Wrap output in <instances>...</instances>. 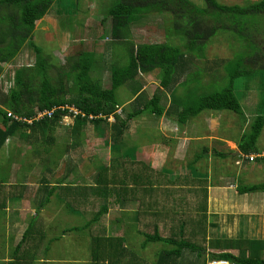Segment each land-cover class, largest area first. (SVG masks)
<instances>
[{"label":"trees","instance_id":"trees-1","mask_svg":"<svg viewBox=\"0 0 264 264\" xmlns=\"http://www.w3.org/2000/svg\"><path fill=\"white\" fill-rule=\"evenodd\" d=\"M80 2L81 0H0V79L5 74L8 83L6 93L0 100V148L13 137L28 140L34 135H41L44 150L51 151L55 143L52 131L65 128L70 130V134L66 132L65 136L73 140L68 142L65 150H76L79 144L76 139L81 137L84 128L90 123L100 136L108 130L112 140L111 152L122 151V163L117 158L111 160L109 166L101 163L100 169L92 176V186L73 187V182L64 186L69 191L78 189V195L88 191L97 193L99 197L97 211L91 213L92 216L82 226L65 225L61 228V235L75 229L80 232L89 229L91 232L109 207H121L119 203L122 200L114 205L117 198L137 200L138 187H141L139 210L135 209L128 218L130 226H127L123 234L130 235V230L135 232L134 235L142 236L141 247L153 242H162L170 247L156 254L152 264H195L199 259V264H206L209 256L226 259L233 264H264L263 239H249L241 236V233L235 238L206 237L207 224L212 222V217L206 215L207 180L210 177L207 172L199 171L191 163L187 167L189 175L181 179L178 178L177 170L167 167L148 169L151 167H146L142 161H136L134 153L130 154L128 147L123 146L120 141L131 119L146 112L155 116L163 114L165 107L160 101L166 97V93L171 98L167 115L180 106L179 111L175 109L178 113L174 117L179 126L195 118L203 110H229L243 115L240 100L244 90L237 89L236 94L234 83L237 81V88L240 86L247 89L249 81L259 77V87L264 90V0L247 1L243 4H224L218 0H203L201 4L191 0H107L101 4V9L103 19L108 18L110 26L103 29L104 32L97 39L107 38L104 45L108 51L104 50L111 59L110 64H106L109 66L108 87L103 85L99 77L100 71L97 70L100 66L97 60L99 53L94 50L76 51L68 55L60 65L32 40L36 22L53 12L54 4H57L60 15L64 14L62 17L74 14L73 18L76 17ZM150 13L167 15L168 27L165 30L175 36L179 43H136L132 40L131 25ZM71 24L73 23L63 29L71 30ZM219 35H225L230 41H234L237 51L232 53L230 59H217V69L206 68L202 73L203 68L196 67L195 59H201L210 40ZM25 45L33 48L34 62L5 71L3 64L11 63ZM254 68L259 71L254 72ZM155 70L159 71L157 78L161 91L156 90L148 99L141 91L143 83L138 77ZM203 75L208 77L205 82L202 80ZM221 75L225 85L212 90L215 82L221 80ZM126 84L134 89L136 96L131 104L136 105L122 118L118 113L122 103L117 98L116 91ZM180 89L182 91L178 93ZM43 110L50 111V115L35 119L36 114ZM8 112L16 118L8 117ZM110 116L114 118L112 121H109ZM64 118H70L71 124L66 123ZM249 127V131L242 134L237 143L238 154L244 162L256 159L257 155L253 152L257 151V139L264 127L263 110L256 114ZM215 154L217 155L216 152ZM250 157H253L252 160ZM50 165L49 171L54 168L53 162ZM68 168L75 170L73 166ZM25 188L23 184H7L5 176L0 175L1 218L4 219L6 215L4 208L7 199L4 196L18 198ZM42 188L46 194L52 193L47 184ZM236 191L239 194L261 191L264 195V184H237ZM100 193L104 195L102 203ZM39 196V203L47 202V199L42 200V193ZM81 199H76L74 203L67 202L66 211L76 212L75 206L78 202V208L80 207ZM83 200L85 199H82V203ZM87 200L84 206L88 204ZM32 225L33 223H29L19 243L8 249L13 259L5 263L3 255H0V264H32L31 252L23 247L28 242L33 243L36 238L45 236L42 230L32 229ZM87 230L85 235L88 234ZM89 237L91 244L88 243V248L91 260H94L92 264H117L118 254L113 253L116 249L111 244L125 241V236H105L104 233L93 235L91 232ZM4 242L2 234L0 250L5 249ZM97 243H102V247ZM215 249L219 251H209ZM22 255L29 259L22 260L21 263ZM190 255L194 256L193 260H190ZM134 259L137 258H130L135 262ZM129 261L124 264H129ZM136 264L140 263L137 261Z\"/></svg>","mask_w":264,"mask_h":264},{"label":"rangeland","instance_id":"rangeland-1","mask_svg":"<svg viewBox=\"0 0 264 264\" xmlns=\"http://www.w3.org/2000/svg\"><path fill=\"white\" fill-rule=\"evenodd\" d=\"M192 2L197 3H203V0H191ZM221 3L224 4H243L247 1H254V0H218ZM107 0H81L78 11L76 13V17L72 16L74 14H71V16L62 17L64 16L63 13H59V9L57 4H54L52 9L53 12L48 13L45 17H43L41 20L36 22V27L34 29V34L32 37V40L35 44L40 46L44 49V53H48L54 57L55 61L60 63L62 65L65 62V59L68 55L74 54L76 51L81 50H94L96 53H99L97 55L98 60V68L97 70L100 71L99 77L103 82V85L105 87H108L110 84L109 79V73L108 69L109 66L106 64H110L111 59L110 55H107V47L104 45V42L107 40L105 37L104 39H97L99 35H101L104 30L108 29L110 26V20L108 18H104V15L102 14L101 4L103 5L106 3ZM61 12V11H60ZM65 18V19H63ZM72 18V19H71ZM63 19V20H62ZM77 20V23L75 22ZM63 21V22H62ZM73 23L71 30L69 28L63 29L65 26L68 27L69 23ZM167 15H161V14H147L141 21L138 23H135L131 25V35L132 40L136 43H144V42H166L169 44H176L179 43L178 39H176L175 36H172L166 32V27H168L167 24ZM61 23V25H60ZM82 23V24H81ZM67 29V30H66ZM66 30V31H65ZM105 34V33H104ZM108 37V36H107ZM236 43L234 41H230L225 35H219L215 38L211 39L209 44L205 48V55L201 59H195L196 67L203 68L202 73L205 72L206 68H214L217 69V64L215 62L217 59H230L232 57V53L236 49ZM106 49V50H104ZM108 51V50H107ZM237 51V50H236ZM235 51V52H236ZM234 52V53H235ZM34 62V51L33 48L30 46L25 45L22 51L19 53V55L11 62L3 64L5 71H12L14 68L19 67L23 64H31ZM259 71L258 68H254V72ZM253 72V73H254ZM159 74L158 70H155L154 72L150 74H145L141 77H138L139 81H142L143 85L146 86L144 89V93L146 94L147 98H150L156 90H160L159 86V79L157 78ZM221 80H217L215 82V87L213 89H219L220 87L225 85V80L223 75L220 76ZM202 80L205 82L208 80V77L204 76L202 77ZM250 83L246 85L247 89H244L243 87L240 88V86L237 88V81L234 83V92L237 94L238 91L244 90L242 98H241V106H242V114L239 115L229 110H220V111H213V110H203L200 112L195 118L188 121L184 126H180L181 129H184L185 126H188L189 132L185 131V137L191 135L193 137L192 139V146L194 148L193 155L197 152L196 149H202L203 147L212 149L214 147L216 150L219 151L222 154H225L223 157L222 155L214 156L211 155L210 159L208 160L207 157H203V161L200 163V166H198L200 171L205 173L208 172L210 176V181H218L221 182L219 184L223 185L225 182H236L237 183V175H239L242 179H240L239 184L243 185H249V184H264V127L262 129L261 134L259 135L256 143L257 151L253 152L256 156V159L254 162H245L243 167H248V171H241L237 174V165H235V162L239 160V155L236 153H232V149L236 148L237 143L241 140V136L244 133H247L249 131V123L254 119L256 114L261 113V110L264 111V90H262L260 86V78L255 77L249 81ZM242 83V82H241ZM6 88H8V83L5 80V74L0 79V100L2 99L3 95L6 93ZM182 91V89H180ZM161 91V90H160ZM180 91V92H181ZM178 92V93H180ZM117 98L119 99L121 104V107L118 109V112H120V115L122 118L125 117L126 113L129 111H132L133 106L135 107L136 104L133 105L131 102L135 98L134 89L129 87V84L122 85L118 91H116ZM166 97L162 98V102L164 104L169 103L170 95H165ZM169 97V99H168ZM127 101V102H126ZM126 102V103H125ZM1 106V101H0ZM174 106V105H173ZM176 106V105H175ZM176 113H174L173 118L176 116ZM68 121V123L71 124V120L69 118H64ZM147 119V121H145ZM129 122H131L130 127L131 130H128L126 132H123V146L128 147L127 151L130 152V154L135 155L136 151H138L137 157L140 158L142 162H144L146 167H151L148 169H159V167L164 166L167 168L172 169L173 171L179 172L180 166L184 165L189 155V157L192 156V153L187 150L181 152L182 145L176 146V140L175 142H165L162 138L159 145L156 144H150L148 143V140H151L150 137L153 135V132L157 128V124L153 122L152 118L150 117L149 113H144L138 118H133ZM144 124V128L143 127ZM103 124V123H102ZM175 124V125H174ZM66 126V124H64ZM165 127L168 126V128L171 130H174L176 126L175 121H168L164 123ZM103 126V125H102ZM90 128L92 129V126L90 125ZM137 130V132H136ZM64 129L57 128L55 131H52V135L55 139V143L53 144V147L51 149L52 152H55V160L60 157L61 154L65 153L66 157L70 156L69 152H66V145L68 144V140L64 139L65 134L63 133ZM165 139L171 138L175 139L174 136H171L169 132H167V128L165 129ZM199 135V136H198ZM35 136V137H34ZM31 137L30 141L23 140L18 147V149L15 152L9 153V156L5 154L4 150H0V175H7V168H8V161L14 156L16 160L12 163V173L10 175L9 182L11 186L13 185H26V182H30L31 191H35L34 188L37 186L40 187V177L42 174L40 171H44L46 165L47 167H50L51 159L48 158L47 162L43 161L42 164H37L39 161L38 159L41 158L42 150V144H41V135H34ZM88 137H95L97 138L95 142V146H90V141L95 140V138H92L88 142V146H86L88 151L86 150L87 154L83 155L81 159H83V164H85L82 168H85L84 172H81L80 174H76L75 178L81 182L83 186H86L88 181L92 180L88 179V170H95L100 169L101 167V161L95 160L96 156L100 159H102L103 165H108V158L114 157L116 154H121L120 152L112 153L108 150V146L110 143H112V140L109 138V132L106 130L104 132L103 136H100L97 131L94 129V135L93 132L87 133ZM37 137V138H36ZM106 137V138H105ZM17 138V137H16ZM104 138V139H103ZM225 140V141H224ZM226 140H230L228 144L226 143ZM16 141L15 137L10 138L6 141L5 145H11V143H15ZM141 142H145V147L142 146ZM159 142V139L157 137V144ZM185 142V140H184ZM185 144V143H184ZM191 144V142H190ZM28 145H30L28 147ZM111 145V144H110ZM228 145V147H227ZM231 145V146H230ZM154 146V147H151ZM191 146V145H190ZM89 147V148H88ZM91 147V148H90ZM179 149V150H178ZM230 149V150H229ZM134 151V152H133ZM74 152V151H73ZM19 153L18 155H16ZM190 153V154H189ZM13 154V155H12ZM93 154L91 157H88V161H92L90 165H88L87 160L85 159L86 155ZM77 154L73 153L70 156V159L77 160ZM203 156V154H202ZM234 156V157H233ZM47 157V156H46ZM221 157V158H220ZM29 158V159H28ZM25 162V165L29 164V161L35 163V166L32 168L28 167L26 168L24 165L22 167H25V170H27V173H25V170L18 165L19 162L23 161ZM71 160H67V162H71ZM72 160V161H73ZM119 161V160H118ZM64 162V159L61 161ZM199 164H196V166ZM153 167V168H152ZM40 170V171H38ZM58 170V169H57ZM91 173V172H90ZM248 173V175H245ZM220 174V175H219ZM244 175V177L242 176ZM48 175V174H47ZM46 175V176H47ZM27 177H29V181H27ZM56 180V179H55ZM16 182V183H15ZM13 183V184H12ZM25 183V184H24ZM91 185V184H90ZM216 186L217 183L215 184ZM92 186V185H91ZM43 187V186H42ZM234 187V185H233ZM222 192L218 195H215L213 199H211L209 203V213L212 214V222L207 224L206 229V237H220L221 235H224V237H230L235 238L237 235L243 237H247L249 239H263L264 240V195L263 192L258 191L262 194H258V198L251 197L252 199H255L257 208L253 211H246L250 214L254 215V219L256 220L255 224H252L254 231L250 232L249 234L246 232L247 229L244 227L241 228L238 231L237 226V212H241L242 209L241 204L238 203L237 207L234 208L232 204L235 202L229 195V190L226 188H219ZM31 191L28 190L26 187L24 194H28ZM84 194L87 195L86 192ZM105 194V193H104ZM34 193L31 195L33 196ZM101 195V193H100ZM263 195V197H261ZM101 203L104 199V195H101ZM89 198H86L87 200ZM83 200V204L85 202ZM37 200L29 202L27 204L31 203L30 205H18L15 204L14 206L11 204L10 207L7 208L13 209L11 207H14L15 210H18V219L17 217L12 220L15 222H11V218H9L7 215L4 216V219L0 217V235L3 234V237L5 239L4 244L8 245V240L12 236V246H15L17 244V241L20 240L21 235L23 233V230L27 227L28 218L30 217V214H34L35 208H32L34 206H37ZM120 201V198H117L114 202V205H117ZM10 202L14 203L15 201L11 200ZM110 203L112 201H109ZM248 202V199L245 201V205ZM126 203V202H125ZM119 204L122 203L120 202ZM234 205V204H233ZM66 208V204L63 205ZM248 206V205H246ZM8 209V210H9ZM30 209H33L30 211ZM125 211H129L132 208L127 207L124 208ZM46 214L52 219L59 220V223L57 225L63 224L61 226L64 227L65 225L68 227H77L82 226L86 220L88 219V215L83 214L81 211L77 210L76 212H68L69 210H65L64 213H58L56 216L52 215L50 212L55 211L52 207L45 209ZM115 211V212H114ZM122 211V212H120ZM245 211V210H244ZM36 213V210H35ZM128 214V213H124ZM54 216V217H53ZM90 215L89 217H91ZM123 217V210H111L109 215L106 217L108 220H113L116 217ZM24 218L26 220H24ZM123 219V218H122ZM121 219V220H122ZM239 220V219H238ZM25 222V223H24ZM47 224V222L45 223ZM119 227V226H118ZM117 227V228H118ZM60 228V230H61ZM51 229H54V226L52 225ZM237 229V232H236ZM87 229H85L86 231ZM84 232L77 231L75 229L74 231H67L65 234H62L60 236V239L55 240L53 238H50L49 246L50 249H47V255H48V261L49 264H89V263H80L81 261H86L87 254H89L90 249L88 248V243H90L89 235L91 234L90 231L87 235H85ZM94 231L95 230H91ZM131 234L126 235V240L123 241L126 244L129 245L130 253H133V257L137 258L129 261V264H136L138 261L140 264H152L153 261H155L156 254H158L160 251H162L164 248H170L168 245L162 242H153L151 244H148V247H145L144 249L141 248L140 242H143V237L134 235L135 232H131L128 230ZM149 232H151L149 230ZM50 233V232H48ZM118 236L122 235L121 231L114 233ZM88 236V237H87ZM83 239V240H82ZM39 240V239H38ZM87 240V241H86ZM86 242V245L84 243ZM91 244V243H90ZM79 245L80 247H77ZM81 246H85L81 247ZM8 247V246H7ZM141 250H140V249ZM24 250H27L29 252H32L34 255L39 253L38 247L35 248L33 246V243L28 242L23 247ZM84 249V250H83ZM139 249V250H138ZM3 250V251H2ZM0 250V255H4L3 261H7L9 259L8 254V248L5 247ZM210 252H218L219 250H209ZM2 252H4L2 254ZM37 252V253H36ZM237 251H234L236 253ZM209 253L206 255L208 256ZM44 256V254H42ZM23 256V255H22ZM127 259V258H125ZM194 256L190 255V260H193ZM212 259L211 256H209V259L207 260L208 264ZM217 259V258H216ZM219 259V258H218ZM203 260V259H202ZM0 261H2V256H0ZM88 261V260H87ZM38 263H41L40 260L37 261ZM230 262V261H229ZM35 263V264H38ZM195 264L201 263V259L194 262ZM29 264V263H28ZM33 264V261H32ZM47 264V263H46ZM124 264V263H120Z\"/></svg>","mask_w":264,"mask_h":264},{"label":"crops","instance_id":"crops-1","mask_svg":"<svg viewBox=\"0 0 264 264\" xmlns=\"http://www.w3.org/2000/svg\"><path fill=\"white\" fill-rule=\"evenodd\" d=\"M145 87L146 86H144L142 84V87H141V91L142 92L144 91ZM180 91L181 90H179V92ZM168 99H169V97H168ZM169 100L170 101L167 104H164L162 101H160V104L165 107L164 108V112H163V114L161 116H155V115L149 114L150 117L152 118L153 122H155L157 124V128L153 132V135L150 137L151 140H148V143L159 145L160 144V141L162 140V138H163V140L165 142H168L169 144H170L171 141L172 142H175V140H176V146L177 145H180V144L182 145V147L179 148V149H181V152L187 150L188 152L190 151V153H192V156L191 157H189V155L186 156V157H188L187 162L184 165L180 166V168H179V174H178L179 176H178V178H181L182 179L186 175H189V170L187 169V167H188L189 164L192 163L195 166H196V164H199V165L196 166L197 169L199 170L200 168L198 166H200V163L203 161V159H204L203 157H207V159L209 160L211 155H213V157H214V156H218L219 154H222V153L219 152V151H215L216 149L214 147H212L213 150L203 147L202 149H199V148L196 149L197 152L193 155V153H194V148L192 146V139H193V137H191V135L188 136V133H187V137H185V135H184L185 134V131L189 132L188 126L187 127L185 126L184 129H181L180 126L176 124L177 127H175L174 130H171V128L169 129L168 126L165 127V125H164V123H166L168 121H174L173 116H174V113L177 112V110H175V109H178V111L180 110V106L178 105L176 108L172 109V114L167 115V111L166 110L168 109V106L171 103V98ZM118 113H120V112H118ZM113 119L114 118L112 116L109 117V121H112ZM191 119H193V118H191ZM191 119L187 120V122L190 121ZM69 120H71V119L69 118ZM145 121H147V119H145ZM66 123H68V121H66ZM130 124H131V122H128V127L125 129L124 132H126L128 130H131ZM144 124L145 123H143V127L142 128H144ZM90 125L92 126V129L90 128ZM181 126H184V125H181ZM166 128H167V132H169V134L171 136H174L175 139H171L169 137H168V139H165V137H166V135H165V132H166L165 129ZM91 131L93 132V135H94V127H93L92 124L88 123L87 126L84 128L81 137H79L78 139H76L79 142L78 147L75 148L76 150H71V149L68 150V152L70 153V156L73 153H76L77 154V156H76L77 157V160H73L72 159L73 160L72 161L70 159V156H67L66 157V154L65 153L61 154L60 157L55 160L56 156L55 155H52V152L51 151H48V150L45 151L44 148H43V146H42L41 153H39L41 155V158L38 159L39 161L37 162V164H40L41 165L43 161L47 162V159H48L47 157H50V159L52 158V161L51 162H53L54 168L51 171H49L48 170L49 167H47V165H46L44 171L38 170V171H40V173L45 174V175H42L40 177V182H39L41 184L40 187L37 186L36 188H34L35 191H31V188L32 187L29 185L30 182H26V185H28L26 187L28 188L29 191H31L30 193L24 194V191L26 189L25 188L22 191V195H20L18 198L12 197V196H9V195L8 196H4V198L7 199V204H6V207L4 208V212L6 213V215L9 218H11V220H10L11 222H15L14 220H12V218L15 219L16 217H17V221H19V219H18V213H20V212H17L18 210H15L14 207H11V208H13L12 210L9 209V208H7V205H8V207H10L11 204L13 206L15 204H18V205H22L23 204V205H30L31 206V203L30 204H27L29 202V200L31 202L37 200L36 201L37 202V206L32 207V208H35L36 213H35V210L30 209V211L31 210L34 211V214H30L29 215L30 217L28 218L27 223H28V225H29V223H33L32 229H34V230L35 229L42 230L45 233V236L44 237H41V239H39V240L36 238L33 241V246L35 248L38 247V251L37 252L39 253V255L38 254H35L34 255L33 254L34 253L33 251H32L33 253L32 252L30 253L32 255V257H33V264L38 263L37 261H39V260H40L41 263H38V264H46V263H48L47 262L48 261V255H47L48 252H47V249H50V246H49V244H50L49 243L50 238H53L55 240H58V239H60V236H61V230H60V228H61V226L63 224L57 225L59 223V220L52 219V217L48 216L46 214L45 209L52 207L55 211L50 212V213L52 215L55 214L54 216H56L58 213H64V211L66 210L65 207L63 206L64 204H67V202H72V201L74 203L76 201V199H78V198H82V199L89 198L87 200L88 201L87 202L88 204H86L85 206L82 203V199L80 200V207L78 208V202H77V204L75 206L77 210L81 211L83 214L88 215V218L91 215V213H94L98 209L97 199H98L99 195L97 193L94 194V193H88V191H85L87 193V195L86 194H83V195L79 194L78 195L77 194L78 189L77 190H71V191H69V189L68 190L64 189V186H68V185H71V184H74L73 187H75L76 185L77 186L82 185V184H80L81 182H79L75 178V175L78 174V173L80 174L81 172H84L85 169H86V167L85 168H82L85 164H83V159H81V158L83 157V155H85V153L87 154L86 150L87 151L89 150V149L86 148V146H88V142L92 138H95L93 136L92 137L91 136L90 137L87 136V133L88 132H91ZM66 132L69 133L70 130L64 128L63 133L65 134ZM136 132H137V130H136ZM123 137L124 136L122 135V137L120 138V141L121 142L123 141ZM157 137L159 139L158 144H157ZM64 139H67L68 142H73V140H72L71 137L70 138L67 137V138H64ZM23 140H25V139H23ZM23 140H20V139L16 138V141H14L15 143H11V145H5L4 144L0 148V150H4L5 151V154H7V156H9V153L15 152L18 149V147L20 146V144H21V142ZM30 140H31V138L28 139V140H26V141H30ZM96 140H97V138H95V140L90 141V146H95ZM184 140H185V142H184ZM190 142H191V144H190ZM229 142H231V141L230 140H226V143L227 144ZM123 143L124 142H122V145H123ZM110 144L108 146V150L109 151H111L110 150ZM141 144H142L143 147L146 146L145 145V142H143V143L141 142ZM29 146L30 145H28V147ZM125 146H126V144H125ZM151 147H154V146H151ZM227 147H228V145H227ZM231 151H232V153H235V154L237 153L238 154L237 145H236V148L235 149H232ZM215 152L217 153V155L215 154ZM112 153H115V152H112ZM137 153H138V151H136L134 157L137 155ZM18 154L19 153H17L16 155H18ZM201 154H203V156ZM92 155L93 154H89V155H86L85 156V159L88 162L87 164L90 165V167H92V165H91L92 161H90V160L88 161V157H91ZM223 157H228V156L226 154V156H223ZM114 158H117L121 163L123 162V157H121V154L119 153V154H116L114 157L108 158L107 159L108 165H105V166L111 165V160H113ZM63 159H64V162L62 163V166H61V161ZM14 160H16V158H14V156H13L8 161V163H7V165H8V168L7 169L8 170H7V175H5V180H6L7 184H10L9 182H11L10 175L12 173L11 168H12V163L14 162ZM67 160H71V162H67ZM95 160H99L102 163V159L98 158L97 156H96ZM135 160L136 161H141V159L140 158L138 159L137 157H135ZM254 161H250V162H254ZM244 164H245V162L241 159V155H240L239 156V160H237L235 162V165H237V168H238L237 174L241 171L240 169H242L243 171H248V167H243ZM18 165H20L21 167H22V165H24L26 168H28V167L32 168L33 166H35V163H33L32 161L31 162L29 161V164H27V166H26L25 165V162L23 160V161L19 162ZM72 166L75 167V170L74 171H71L70 168H68V167H72ZM25 167H22V168L25 170ZM161 167H164V166H161ZM161 167H159V168H161ZM182 167H186V168L185 169H181ZM97 170L98 169L91 170V171L88 170V172H89L88 179H91L92 176L95 175V173L97 172ZM25 173H27V170H25ZM245 175H248V173H246ZM242 176L244 177L243 174H242ZM28 179H29V177H27V181H29ZM240 179H242V178L239 175H237V183L236 182H233V183H231V182H225L226 181L225 180L224 181V184L221 185V184H219L221 182H218V181L215 182L214 180L213 181H210V177L208 178V180H207L208 181L207 198H206V200H207V203H206V215L209 216L210 218L213 217L212 214L210 215L209 210H208L209 209V203H210L211 199H213L215 197V195H218V194H220L222 192L221 190H219V188H223V189L226 188V189L229 190V193H230L229 195L232 196L231 198L235 201L233 203L234 205L232 204V206H234V208H236L237 205H238V203L241 204V206H239V207H241L242 211L236 213V215L238 214L237 215V221H238V223H237L238 228L237 229L239 231L241 228L244 227L245 229H247L246 232L249 234L250 232L254 231V228H253L252 224H255L253 222H255L256 220H253L254 219V215L253 214H250V213H248L246 211H250V210H253L254 211L257 208L256 202H255L256 200L250 198V196L251 197H254V198L255 197L258 198L257 195L258 194H262V193L256 191V192L239 194L236 191V186H237V184H239ZM71 182H73V183H71ZM68 183H71V184H68ZM92 183H93V180H91V181L89 180L86 185H90ZM216 183H217L218 186L215 185ZM45 184H47V187L49 188V190H52V193L51 194H49V192H48V194H46L45 190L42 188V186L45 185ZM233 185H234V187H233ZM140 188L141 187H138L137 200L128 201L127 198H126L127 200H124L122 197L120 198V200H122V206L120 208H118V210H123V217H120L119 216V217H116L115 219H113L111 221L108 220V218L106 219V217L109 215V213L111 212L112 209L113 210H116L117 209V208L113 207V205H112L111 207L108 208V211L105 214V216L103 215V216L100 217V220L98 222V225L96 227H94V229H92V230H95V232L94 231H91L92 234L93 235H99L100 233H104L105 236H110V235L111 236H118V235H116L114 233L121 231L122 235H120V236H126L123 233L126 231L127 226L128 227L130 226V222H131L130 219H128V218L133 215V212L135 211V209L139 210V205L141 203L140 202V199H141V189ZM41 189H43V192H42ZM40 192L43 195V199L42 200L47 199L46 200L47 202H45V203H42L41 202L42 204L39 203V197H40L39 194H41ZM74 192H76V193H74ZM33 193H34V195L31 196ZM256 193H258V194H256ZM96 195H98V196H96ZM261 197H263V195H261ZM246 199H248V202L246 203V205H248V206L245 205ZM11 200H13L15 202L12 203V202H10ZM127 207H131L132 209L129 210V211H125L124 208H127ZM149 208H153V207H149ZM120 212H122V211H120ZM124 213H128V214H124ZM26 219L24 218V220H26ZM46 222H47V224H45ZM28 225H27V227H28ZM52 225L54 226V229H55L54 231H53V229H51ZM147 228H151L152 229V227H147ZM25 229L23 230V232L25 231ZM237 229H236V232H237ZM48 232H50V233H48ZM87 233H89V229L87 230ZM21 237H22V235H21ZM220 237H224V235H221ZM9 239H13L12 236ZM127 240L128 239H126V242H127ZM19 241H17V244L19 243ZM123 241L120 242V243L114 242V243L111 244V246L114 249H116V251L113 252V253L118 254L117 255L118 258H117V262H116L117 264L127 263V261H129L130 258L133 257V253H130V249H129L130 247H129V245L126 244ZM10 242L12 243V240H8V243H9L8 245H6V243H5V247L8 248V249L10 247L14 248L17 245L16 244L15 246H12L10 244ZM101 244L102 243H100V244L97 243L98 246L102 247ZM141 245H142V242H140V246ZM148 246L149 245H147L146 247H148ZM77 247H80V246L77 245ZM81 247H84L85 248V246H81ZM141 248L144 249L145 247H141ZM42 254H44V256ZM7 255H9V259L7 261H5V263H9V261H11L13 259L12 255L9 254V251H8V254ZM21 257H23V256H21ZM3 258H4V255H3ZM125 258H127V259H125ZM27 259H29V257L24 256L20 261L22 263V260H27ZM93 261L94 260H91V252H89V254H87L86 261H81L80 263H89V264H92Z\"/></svg>","mask_w":264,"mask_h":264},{"label":"built area","instance_id":"built-area-1","mask_svg":"<svg viewBox=\"0 0 264 264\" xmlns=\"http://www.w3.org/2000/svg\"><path fill=\"white\" fill-rule=\"evenodd\" d=\"M76 111H74V113H75ZM50 111H47V110H43V111H40V112H38L37 114H36V116H35V119H41V118H43L44 116H49L50 115ZM7 116L9 117V116H11V117H14V118H16L15 117V115L14 114H12L11 112H8L7 113ZM28 122H30L29 120H28ZM252 158L253 157H250L249 159L250 160H252ZM213 260H211L208 264H233L232 262H229L228 260H226V259H221V258H212ZM206 263H207V261H206Z\"/></svg>","mask_w":264,"mask_h":264},{"label":"clouds","instance_id":"clouds-1","mask_svg":"<svg viewBox=\"0 0 264 264\" xmlns=\"http://www.w3.org/2000/svg\"><path fill=\"white\" fill-rule=\"evenodd\" d=\"M209 258L206 259V261L208 260Z\"/></svg>","mask_w":264,"mask_h":264}]
</instances>
